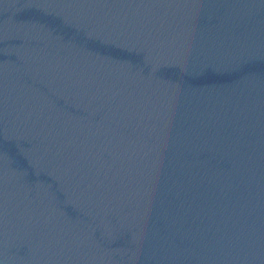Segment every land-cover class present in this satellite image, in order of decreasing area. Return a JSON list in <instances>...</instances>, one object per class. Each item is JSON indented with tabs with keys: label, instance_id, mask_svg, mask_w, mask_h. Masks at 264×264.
<instances>
[{
	"label": "water",
	"instance_id": "obj_1",
	"mask_svg": "<svg viewBox=\"0 0 264 264\" xmlns=\"http://www.w3.org/2000/svg\"><path fill=\"white\" fill-rule=\"evenodd\" d=\"M0 264H264V0H0Z\"/></svg>",
	"mask_w": 264,
	"mask_h": 264
}]
</instances>
